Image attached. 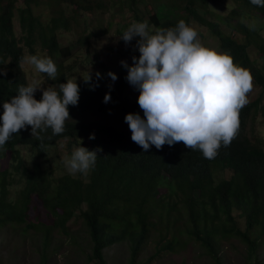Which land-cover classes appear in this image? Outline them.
Here are the masks:
<instances>
[{
  "label": "trees",
  "instance_id": "1",
  "mask_svg": "<svg viewBox=\"0 0 264 264\" xmlns=\"http://www.w3.org/2000/svg\"><path fill=\"white\" fill-rule=\"evenodd\" d=\"M57 1L73 6L70 16L73 19L85 18L95 9L93 7L99 8L101 4V0ZM183 1L187 14L179 20L187 24L192 19L206 27L219 49L231 56L236 66L249 71L252 84L259 89L240 110L238 133L231 145L222 146L214 159H206L201 151L188 150L184 144H165L159 150L151 145L145 151L132 141L130 131L101 120L113 103L109 92L110 101H103L106 90L101 81L92 76V85L98 83L93 90L80 78L76 80L80 88L79 101L76 106H68L71 119L66 121L64 133L51 140L37 141L26 127L0 148V225L23 222L31 207L36 218L42 210L45 220H36L30 226L42 228L46 242L53 228L65 232V222L77 214L86 228L89 259L93 264H104L103 249L124 238L132 260L145 242L150 227H155L156 223L160 225L156 228L164 229V236H169V240L160 236L156 253L172 249L176 241L174 232H184L215 264H219L218 240L230 235L245 243L247 257H254L256 249L264 243V148L258 138L249 141L242 130L245 120L256 113L264 120V65L255 64L247 49L253 41L258 57H264V38L255 27L249 30L242 23L237 24L240 35L234 31L224 32L215 22L202 16L204 11L192 9L194 0ZM15 2L5 0L0 4V69H3L0 72V113L3 102L16 95L18 86L29 84L23 68L25 57L44 55L53 59L70 55L56 36L57 30L68 27L62 11L43 24L32 14L30 5H37L40 0H21V5ZM128 2V9L134 11L133 0ZM232 2L236 9L224 17L226 25L229 26L227 19L234 14L264 20V7L254 6L250 0ZM15 10L17 29L13 21ZM179 20L159 19L151 13L147 22L156 30L174 27ZM79 64L81 62L72 66L58 61L57 80L51 81L47 74L41 73L42 86L58 89L59 83H65ZM41 96L38 89L34 98L39 100ZM87 111L97 112L101 118L87 121L81 116L74 117L76 113ZM129 112H141L137 99L124 110L121 119ZM90 133H94V139H89ZM44 135H51V130ZM79 146L101 149L95 167L86 178L67 173L54 176V166L49 163L54 159L56 167L61 168L58 161ZM52 147L55 155L50 153ZM159 186L163 188L161 193ZM11 189L16 192L14 198L9 195ZM155 210L156 222L152 221ZM233 210L243 217V228L236 225ZM183 213L186 222L182 227L177 221Z\"/></svg>",
  "mask_w": 264,
  "mask_h": 264
},
{
  "label": "clouds",
  "instance_id": "2",
  "mask_svg": "<svg viewBox=\"0 0 264 264\" xmlns=\"http://www.w3.org/2000/svg\"><path fill=\"white\" fill-rule=\"evenodd\" d=\"M264 7V0H250ZM133 38L139 56L131 57L132 64L120 61L127 69L126 80L139 90L137 103L143 112H129L124 116L131 139L143 150L151 145L161 149L183 142L188 150H199L206 159H214L219 149L231 145L239 129V112L248 104L247 94L252 89L249 71L234 64L231 56L205 47L195 29L184 20L174 27L151 30L147 21L133 22L120 35L125 44ZM25 61L34 65L51 81L57 80L58 69L51 58L29 55ZM3 72V69H0ZM97 80L101 73H95ZM112 81L116 73L109 70ZM92 74L87 72L85 83L92 85ZM42 82L19 85L16 95L2 104L0 113V148L21 130L30 126L31 136L37 141L60 135L71 119L68 106H76L80 88L75 79L59 83L58 89L42 87ZM39 100L34 98L37 90ZM111 99L108 92L103 101ZM51 130V135L44 134ZM94 133L89 139H94ZM99 147L89 150L79 146L62 157L70 175H87L95 167Z\"/></svg>",
  "mask_w": 264,
  "mask_h": 264
},
{
  "label": "rangeland",
  "instance_id": "3",
  "mask_svg": "<svg viewBox=\"0 0 264 264\" xmlns=\"http://www.w3.org/2000/svg\"><path fill=\"white\" fill-rule=\"evenodd\" d=\"M4 1L0 0V4ZM15 4L21 5V0H16ZM30 5L32 14L43 24H46L50 17L59 15L62 11V16L67 19L68 27L67 30H57L56 36L60 45L69 49L70 55L69 57L55 56L52 60L55 64L63 60L64 64L72 66L76 62H81L72 70L71 73L74 74L68 80L85 78L89 71L93 77H96L95 73L99 71L102 76L99 80L106 92L111 93L113 97L112 105L109 106L106 115L104 114L101 120L117 128L130 131L128 124L121 119V115L137 99L139 90L127 82V69L122 67L120 61H126L131 65L133 62L131 57L139 56V51L135 48L138 38H133L129 44H125L120 39V35L131 23L148 21L151 13L159 19L179 20L186 17L184 1L133 0V11L128 9V0H101L99 8L93 7L95 9L92 8L88 16L85 18L79 16L76 19L70 17L73 6L63 1L40 0L39 4L30 3ZM191 7L196 12L204 11L202 16L208 21L215 22L224 32L234 31L239 34L241 31L237 24L242 23L249 30L255 27L259 36L264 38V20L243 18L234 14L227 19L229 26L225 24L224 17L232 9H236L232 0H206L204 3L194 0ZM16 13L15 10L13 19L15 29H17ZM134 15L138 17L135 18ZM187 25L197 31L198 39L205 47L224 54L206 27L198 25L192 19H189ZM149 27L150 31L155 30L152 24H149ZM247 49L255 64L264 65V57H258L256 43L251 41ZM23 68L29 84L42 82V74L36 70L34 65L25 61ZM109 70L116 73L115 81L107 76ZM258 91L259 89L252 84V89L247 94L248 101L252 100ZM138 113L143 118L142 110ZM80 116L87 121L101 118V114L91 111L74 115L75 118ZM27 127L30 128V126ZM242 134L251 142L258 138L264 148V120L259 117L258 113L245 120ZM180 143L183 142L178 144ZM50 153L55 155L53 147ZM60 164L61 168L56 167L54 159L52 163H49L50 166H54L53 175L69 174L63 166L62 159L58 161V165ZM70 176H80L83 180L86 178V175L79 173ZM158 192H163V188L159 186ZM9 195L14 198L13 196L16 195L14 189L9 191ZM34 213L35 210L31 207L28 218H25L23 222L0 225V264H93V261L89 259L90 242L86 228L77 214L65 222V232L53 228L45 242L43 229L30 226V223H35L36 220H45L44 212L41 210L38 218ZM232 214L236 225L243 228V217L238 216L235 210ZM182 215L177 222L183 227L186 218L184 213ZM152 221H157L156 210ZM156 227L160 225L156 223L155 227H150L145 242L132 260H130L126 238L104 248L102 251L104 264H215V261L184 232H174L176 241L172 244V249L158 250L156 253L157 241L165 234L164 229ZM162 238L169 240L168 235ZM217 258L219 264H264V243L256 249L254 257L249 258L245 243L238 237L234 235L222 237L218 240Z\"/></svg>",
  "mask_w": 264,
  "mask_h": 264
}]
</instances>
